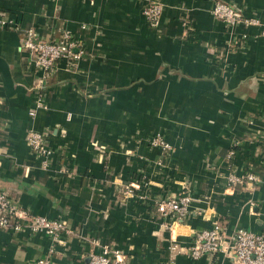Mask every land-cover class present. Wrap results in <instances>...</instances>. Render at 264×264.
I'll use <instances>...</instances> for the list:
<instances>
[{"label":"crops","instance_id":"0c3cea01","mask_svg":"<svg viewBox=\"0 0 264 264\" xmlns=\"http://www.w3.org/2000/svg\"><path fill=\"white\" fill-rule=\"evenodd\" d=\"M149 1L0 0L21 26L0 30V188L21 208L66 222L53 264H91L104 247L132 264H166L173 244L175 264H234L229 250L193 259L195 234L217 222L227 235L264 233V0H224L258 20L233 29L211 13L214 0H160L153 28ZM31 27L45 38L69 31L84 51L43 88L19 48ZM30 129L47 134V169L29 147ZM157 134L169 154L151 144ZM231 169L259 180L230 187ZM184 194L189 212L170 218V231L158 200ZM53 244L0 227V264H31Z\"/></svg>","mask_w":264,"mask_h":264},{"label":"built area","instance_id":"2783aa9c","mask_svg":"<svg viewBox=\"0 0 264 264\" xmlns=\"http://www.w3.org/2000/svg\"><path fill=\"white\" fill-rule=\"evenodd\" d=\"M162 11L163 3L160 0H151L147 3L144 14L149 26L155 28L159 25ZM211 13L223 21L229 29L236 28L240 24L258 25L256 18L246 16L241 7L224 0H214ZM5 29L19 31L21 26L9 12L0 11V30ZM260 32L264 37V26ZM247 38L248 35L244 32L241 38L234 43L235 46L245 45ZM19 47L25 52L28 63L33 66V71L42 73L37 81V85L41 88L48 76L60 69L61 63H64L66 69L74 70L84 53L79 49V40L71 32H64L60 38H45L36 27L22 31ZM29 113L34 114L35 112L31 110ZM46 135L45 131L37 129H30L27 134L30 149L40 159L45 169L53 164V150L47 144ZM257 138L258 141L264 142V133ZM150 142L153 146L162 147L163 152L167 154L172 151L170 143L159 134L153 135ZM233 154L234 152L230 151L227 158L231 159ZM227 180L228 185L233 187L246 180L258 181L259 179L252 172L238 173L236 169H231L227 174ZM145 185L147 182L144 180L132 181L126 186V194L134 196V191L142 189ZM146 196V193L139 195L141 198ZM190 203L191 197L188 194L162 197L158 200V209L160 215L167 219L164 224L168 230L173 229L170 218H175L174 221L182 220L189 212ZM0 227L9 228L15 232L29 230L30 233H42L52 239L54 244L47 255L35 259L31 264H53L54 245L65 242L63 234L67 232L66 222L62 218H49L21 208L9 193L2 189H0ZM193 241L195 244L190 247V255L193 259L220 251L226 253L229 250L234 264H264V233H256L240 227L227 235L223 223L217 222L210 228L198 231ZM170 249L172 255L166 264H175L174 253L177 246L173 244ZM90 263L132 264L127 261L126 255L121 251L110 247H104L100 253H91Z\"/></svg>","mask_w":264,"mask_h":264},{"label":"water","instance_id":"95a60500","mask_svg":"<svg viewBox=\"0 0 264 264\" xmlns=\"http://www.w3.org/2000/svg\"><path fill=\"white\" fill-rule=\"evenodd\" d=\"M20 48V47H19ZM1 189V188H0ZM3 190V189H2ZM127 261L129 262V260L127 259Z\"/></svg>","mask_w":264,"mask_h":264}]
</instances>
